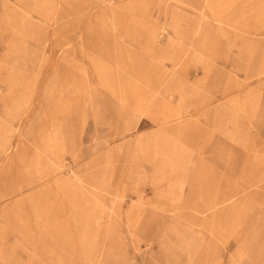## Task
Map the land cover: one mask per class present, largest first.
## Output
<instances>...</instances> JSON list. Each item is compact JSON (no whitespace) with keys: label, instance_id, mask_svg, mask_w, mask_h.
Instances as JSON below:
<instances>
[{"label":"rangeland","instance_id":"1","mask_svg":"<svg viewBox=\"0 0 264 264\" xmlns=\"http://www.w3.org/2000/svg\"><path fill=\"white\" fill-rule=\"evenodd\" d=\"M0 24V264H264V0Z\"/></svg>","mask_w":264,"mask_h":264},{"label":"crops","instance_id":"2","mask_svg":"<svg viewBox=\"0 0 264 264\" xmlns=\"http://www.w3.org/2000/svg\"><path fill=\"white\" fill-rule=\"evenodd\" d=\"M1 1H3V0H0V2H1ZM71 3H72V2H70V1H67V2H66V4H69V5H71ZM83 3H84V2H82V1L80 2V8H81V9H82ZM51 5H52V3H51ZM83 7H84V6H83ZM51 8H52V6H51ZM115 24H117V23L115 22L114 25H115ZM0 25H2V24H0ZM123 25H125V24H123ZM118 26H119V24H118ZM125 37H126V36H125ZM125 40H126V41H131V39H130V34H127V37L125 38Z\"/></svg>","mask_w":264,"mask_h":264},{"label":"bare ground","instance_id":"3","mask_svg":"<svg viewBox=\"0 0 264 264\" xmlns=\"http://www.w3.org/2000/svg\"><path fill=\"white\" fill-rule=\"evenodd\" d=\"M29 1V0H28ZM206 1V0H205ZM211 3V1L209 2V4ZM212 4V3H211ZM214 4V3H213ZM25 7V6H24ZM207 7V6H206ZM26 9V8H25ZM21 10V9H20ZM25 11V10H24ZM36 13V12H35ZM219 23V22H218ZM57 82V81H56ZM54 86V85H53ZM53 88V87H52ZM45 104V103H44ZM30 121V120H29ZM14 148V147H13ZM16 150V149H15ZM13 151V150H12ZM17 153V152H16ZM8 175V174H7ZM10 177V176H9ZM130 240V239H129Z\"/></svg>","mask_w":264,"mask_h":264}]
</instances>
